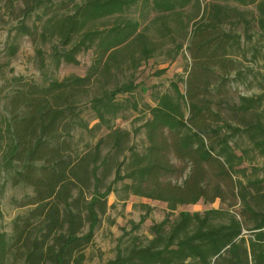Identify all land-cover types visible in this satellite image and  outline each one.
<instances>
[{"label":"trees","instance_id":"trees-1","mask_svg":"<svg viewBox=\"0 0 264 264\" xmlns=\"http://www.w3.org/2000/svg\"><path fill=\"white\" fill-rule=\"evenodd\" d=\"M5 1L12 13L20 2L17 34L39 29L44 41L52 40L48 56L54 68L62 61L77 63L83 50L92 48L96 55L83 75L45 84L13 76L16 87L5 96L0 125V169L31 193L11 232L0 230V264H86L85 249L111 191L122 202L131 195L164 201L168 214L152 221L146 241L132 236L104 264H264V164L255 163L264 157V90L248 94L232 83L238 73L233 55L241 47L236 27L250 23L249 11L240 8H252L257 37L264 41V0H209L203 6L193 0L194 19L182 23L183 39L175 44L174 55L185 45L189 57L178 77L183 89L172 80L169 90L154 93L142 123V150L130 142L128 128L114 123L137 102L117 95L132 93L137 84L130 78L118 82L112 70L130 63L134 71L158 49L137 21L120 17L138 0ZM160 1L154 2L158 10L175 8ZM113 14L120 16L111 27L97 26ZM9 48L10 54L16 50ZM45 63L42 58L41 66ZM228 87L238 93L236 99H230ZM84 106L95 119L90 126ZM75 129L93 137L78 150ZM173 176L183 178L178 182ZM200 199H218L220 205L179 209L170 218L179 205ZM140 205L145 213L151 209Z\"/></svg>","mask_w":264,"mask_h":264},{"label":"rangeland","instance_id":"rangeland-1","mask_svg":"<svg viewBox=\"0 0 264 264\" xmlns=\"http://www.w3.org/2000/svg\"><path fill=\"white\" fill-rule=\"evenodd\" d=\"M198 1L203 6L209 0ZM154 2L161 1L138 0L129 10L121 13V16L120 14H113L99 19L97 23L98 27H111L118 15L122 18L137 21L139 23L138 30H144L159 44L154 55L141 61L134 71L130 63H123L119 70L112 67V70L115 69L113 73H115V79L119 80L118 82H124L130 78L137 84L132 93L123 92L117 95V98H128L130 103L132 100L137 102H135L136 105L129 107L116 117L114 123L130 130V142L138 150H142L146 144L142 123L148 116L147 106L153 103L154 93L169 90L172 80H178L179 88L183 89V81L178 77L184 76L189 65V57L185 45L174 55L175 44L178 40L180 41V38L183 39V36L179 37L178 34V30L182 28V23H186L187 17L193 20L196 12L193 0L183 5L180 4L182 0H166L164 4H174L175 8L171 10H158L154 6ZM15 5L16 8L12 13L6 6V1L0 0V125H3V116L5 115V96L16 87L13 76H22L25 80L45 84L51 78L60 79L69 74L83 75L88 71L96 55L92 48L83 50L77 55V63L62 61L58 67L54 68L50 64L48 56L52 40L44 41L39 35V29L33 35L16 33V27L21 18L19 16L21 15L20 11L17 9L20 2L16 1ZM240 9L246 12L249 11L246 17L250 19V23L249 25L241 23L236 27L241 34V47L233 55L236 59L238 73L232 83L248 94H256L264 90V41L257 37V29L250 15L252 8L242 7ZM176 12H179V16ZM33 21V14L25 19L28 26H32ZM192 24L193 22L189 24L188 30L191 29ZM167 27L170 30L168 32L163 29ZM248 34H252L251 37H248ZM174 35H177V38L172 40ZM10 45L16 47L13 54L9 53ZM36 47L41 48V54L36 53ZM42 58L46 62L44 67L41 66ZM228 88L230 99H236L238 93L231 87ZM96 89L95 82L91 87V91ZM82 115L89 121V126L95 122V119L91 117L90 109L86 106L83 107ZM90 137L93 138L91 135ZM90 137L86 129H75L73 143L77 150L90 142L89 140H92ZM255 163L263 165L264 157L258 156ZM182 178L183 176H173L171 179L180 182ZM30 193L31 188L29 186L22 182L12 183L6 173L0 169V230L7 233L11 232L14 218L23 214L28 208L22 202ZM115 197L113 191L107 195L109 207L95 230L92 243L85 249L86 264H104L108 258L115 255L118 245L120 247L126 246L134 235H138L143 242L146 241L151 236L149 225L152 221H159L168 214L164 201L129 196L126 201L121 202L114 201ZM142 202L151 206L147 213L140 205ZM219 205L220 201L218 199L211 203H205L200 199L196 203L179 205L173 214H169V216L173 218L179 209L203 210ZM233 209L238 210V206L236 205ZM144 213L146 215L144 221L137 228L132 227L131 221L138 222ZM9 264L14 263L10 262Z\"/></svg>","mask_w":264,"mask_h":264},{"label":"crops","instance_id":"crops-1","mask_svg":"<svg viewBox=\"0 0 264 264\" xmlns=\"http://www.w3.org/2000/svg\"><path fill=\"white\" fill-rule=\"evenodd\" d=\"M136 197L135 195H131V197ZM138 197V196H137ZM142 198H147V197H142ZM114 201H117L116 197H115V200ZM122 202V201H121Z\"/></svg>","mask_w":264,"mask_h":264}]
</instances>
